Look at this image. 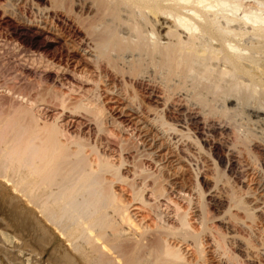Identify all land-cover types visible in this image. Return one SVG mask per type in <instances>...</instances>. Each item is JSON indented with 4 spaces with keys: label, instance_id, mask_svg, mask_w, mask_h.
Masks as SVG:
<instances>
[{
    "label": "bare ground",
    "instance_id": "1",
    "mask_svg": "<svg viewBox=\"0 0 264 264\" xmlns=\"http://www.w3.org/2000/svg\"><path fill=\"white\" fill-rule=\"evenodd\" d=\"M37 1L43 6L46 2L49 4L47 7H38L44 18L36 21L37 27L48 29L46 20L50 16L49 13L62 7L64 2ZM81 1L90 3L87 7L94 10V15H90V19L87 17L83 19L77 15L73 20L78 29L75 26L72 28L75 34L78 36L80 34L77 49L86 61L94 64L98 83H101L110 94L125 97L121 103V112L139 113V109L143 112L140 103L137 105L131 103L137 97L134 91L136 87L145 93L152 103L161 105L163 109L158 111V108L148 106V103L146 110L154 111L157 115L152 117L147 115L149 119L137 121L167 129L168 134L165 136L170 142L173 140L172 144L175 146L179 145L177 136L189 134L187 132L190 123L196 125L194 128L199 131L206 129L205 126L209 122L208 129L211 131H224V125L211 120L214 114H218V120L228 115L231 108L225 105L226 98L241 100L243 99L241 95L250 98L257 93L261 95L259 91L264 94V0H255L254 5L248 6L243 0ZM8 3L9 0H6L5 6ZM148 66L161 73L163 87L147 83L148 79H144V72ZM118 75L121 80L127 78L134 90L119 89V85H116ZM187 79L192 80L189 84L191 88L187 85L191 93L179 99V91L186 87ZM174 80L176 83H171ZM258 94L256 97L260 96ZM256 97V101H260V98ZM260 97L262 99L264 95ZM216 99H222L219 102L223 101L218 109L216 107L218 103L214 106ZM187 101L191 104L186 103ZM60 104L63 106L62 102ZM84 105L80 102L74 108L76 111L83 108L88 113L91 112L92 119L96 122V124L93 122L94 127L101 131L102 119L100 120L99 115L101 110L99 111L97 105L92 106L93 108H85ZM174 107L176 110L182 108L185 112L188 123H184V126L176 125L177 123L169 124L164 119L166 112ZM203 110L208 112L204 113L206 116L200 117L199 114ZM26 117V112L20 111L0 120V186L8 185L16 192L15 194L18 193V197L29 207V211L36 217L40 216L42 222L40 220L37 222L42 224L43 234L46 235L47 228L50 227L67 242L73 252V256L67 257L65 261L67 264H79L78 261L85 262L84 264H197L195 261V263L187 261L178 248L171 247L170 241H167L168 238H174L183 242L188 238L191 239V244H195L197 251L201 247L199 237L192 234V230L191 232L188 230L185 213L181 216L176 214L177 228L161 222L157 223V226L154 224L155 229L137 228L138 225L133 222L127 205H123L124 202L121 204V199L119 202L121 196L117 197L113 189L114 182L121 183L126 179L120 172L124 162L121 157L117 162L119 164L115 165L103 158L95 146L88 148L83 141L63 142L55 126L51 124L50 127L49 125L38 127L33 118L25 123ZM86 147L95 157V164L85 154ZM217 148L216 144L210 146L211 151ZM181 157L183 156L177 160H181ZM217 158L220 163L224 159L219 156ZM107 174L113 180L107 178ZM152 178L157 181L155 177ZM151 182L150 185H153L152 180ZM132 183L134 182H131L130 188L135 187L132 189L135 195L133 199L149 207L150 203L142 196L140 190L142 188L137 189L138 187ZM153 188L151 190L160 197L162 188L158 186ZM198 194L201 198L204 196L200 190ZM8 203H12L11 199ZM233 203L245 211L246 217L250 215L244 202ZM201 210L204 209L201 207ZM205 212L201 213V219L203 217L201 223H205L203 216ZM223 236L219 235V240L214 237L218 243L217 247L224 241V238H220ZM250 245L249 243V247L253 246ZM202 250L199 249L198 253L200 254ZM2 254L6 262L0 256V264H24L22 259L10 255L8 251L3 250ZM231 254L229 255L231 259L236 261V254L234 252Z\"/></svg>",
    "mask_w": 264,
    "mask_h": 264
},
{
    "label": "rangeland",
    "instance_id": "2",
    "mask_svg": "<svg viewBox=\"0 0 264 264\" xmlns=\"http://www.w3.org/2000/svg\"><path fill=\"white\" fill-rule=\"evenodd\" d=\"M63 2L62 7L49 13L50 16L46 20L48 30L41 26L37 27L36 22L39 18H44L38 7H47L49 5L47 2L43 6L37 0H9L10 4L5 6L6 0L5 2L0 0V120L23 111L27 116L24 119L25 123L33 118V122H36L38 127L53 125L59 131V138H62L63 142L83 141L88 148L95 146L103 158L115 165L119 164L117 162L121 157L125 163L123 162L120 172L127 181L125 179L121 183L114 182L113 189L117 197L121 196L119 202L121 199L120 203L124 202L123 205H127L128 212L139 229L145 227L155 229L154 224L157 226L160 222L177 228V215L181 216L185 213L188 230L190 232L192 230L191 233L199 237L201 246L199 249L203 248L202 252L199 254V249L197 251L195 244H191L192 241L190 242L191 239L188 238L183 242L174 238H168L167 241H170L171 247L175 249L177 247L187 261H195L197 264H235V262L264 264V100H262L264 98L260 97L264 94L262 95L260 91L261 95L257 93L260 95L258 96L260 101L255 99L257 94L250 97L251 99L244 95H241L243 98L241 100L226 98L224 103L231 108V113L219 120L218 114L214 116L210 114L213 118L210 120L224 125V131H211L208 129L209 122L205 126L206 129L200 130L201 132L196 129L198 132L194 128L196 125L190 123L187 132L189 134L184 135L185 137L176 135L179 145L175 146L172 144L173 140L170 142L165 136L168 134L167 129L137 121L149 119L147 115L150 117L157 115L154 111L146 110L149 105L158 108V111L163 109L161 105L152 103L145 93L140 89L137 90L138 87L134 90L127 78L121 80L118 75L116 85L122 90L133 89L137 97L131 103L133 105L140 103L139 106L143 110L140 112L139 109V113L121 112V103L125 97L110 94L101 83H98L94 64L86 61L77 49L80 34L79 36L75 34L73 29V26L77 27L74 23L77 15L82 16L83 19L86 17L90 19L89 16L94 15V10L87 7L90 5L89 2L81 0H63ZM243 2L248 6L254 5L255 0H243ZM153 68L148 66L145 69L144 79H148L147 83L163 87L161 73ZM186 81V87L179 91V99L191 93L189 84L192 80ZM185 99L189 100V98ZM221 100L214 101V106L218 103L217 109L221 106L219 104L223 103V101L219 102ZM79 101L82 105L85 104L83 106L85 108L97 105L99 111L101 110L99 113L102 117H100L101 131L94 127L93 124L96 122L92 119L91 112L88 113L83 108L76 111L75 105L78 106ZM61 102L63 106H60ZM176 102L178 103V100ZM175 108H170L171 111L166 112L164 119L169 124L177 123L176 125L184 126L187 122L185 112L182 108L181 110ZM203 111L198 113L200 117H204V113L208 112ZM211 144H216L218 148L211 151ZM88 148L86 147L85 154L95 164V157L89 153ZM181 155L183 156L181 160H177ZM217 156L224 158L221 163ZM216 169L218 172L215 171ZM106 177L112 179L109 174ZM151 180L155 186L150 185ZM129 181L134 182L132 185L138 187L137 189L142 188L140 189L142 196L147 203H150L149 207L133 199L132 191L135 187L130 188ZM156 186L162 188L161 194L164 193L160 194V197L151 190ZM199 190L204 195L202 198L198 194ZM15 193L8 185L0 186L2 260L6 262V258L2 256L4 250L22 259L24 264H67L65 262L67 257L73 256L67 242L50 227L47 228L48 233L43 234L42 224L37 222L40 216L36 217L29 211V207L21 201L18 193ZM9 199L12 203H8ZM234 200L244 202L250 212L249 217H246L245 211L233 203L236 202ZM201 207L204 210H201ZM202 211H206L203 214L204 224L201 223ZM201 224L205 230L202 229ZM218 234L224 235L220 237L224 238L220 247H217ZM245 242L248 245L251 243L250 246L253 244L254 247H249ZM231 252L236 254V261L231 259ZM74 258L79 260L77 256Z\"/></svg>",
    "mask_w": 264,
    "mask_h": 264
}]
</instances>
